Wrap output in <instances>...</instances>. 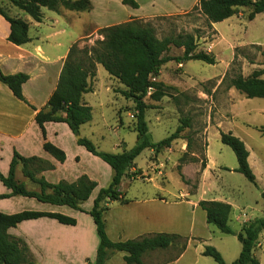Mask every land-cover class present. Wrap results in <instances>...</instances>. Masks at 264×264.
Segmentation results:
<instances>
[{
    "label": "crops",
    "instance_id": "crops-1",
    "mask_svg": "<svg viewBox=\"0 0 264 264\" xmlns=\"http://www.w3.org/2000/svg\"><path fill=\"white\" fill-rule=\"evenodd\" d=\"M90 1L92 8L85 12L68 9L56 12L43 7L42 20L35 21L29 14L12 5L8 0H0V6L10 16L22 18L28 22L30 36V40L22 45L10 42L8 36L11 32V25L0 14V70L4 74L23 72L29 75L28 81L22 87L23 95L28 103L18 99L12 90L0 81V171L4 176L9 174L11 160L14 152L17 151L22 156H39L53 164V169L45 170L39 174L51 183H58L62 180L71 183L80 176L87 175L98 184L90 198L81 205L84 211L65 205L40 202L35 198L21 195L0 199V212L8 214L20 212L26 208L22 206L17 208V203L22 205L23 202L37 201L40 203V210L37 211L60 212L76 218V225H68L60 223L54 218L40 217L22 221L16 227H11L8 230L11 235L25 240L34 257L35 264H87L88 261H95L99 237L96 224L87 212L92 209L99 190L105 183L107 185L111 183L113 177L111 166L89 152L84 146L79 145L78 137L65 122H46L44 127L46 140L64 150L66 160L58 161L43 146L45 138L35 116L39 110L47 106L50 96L56 89L71 46L76 42H80L81 46L92 45L96 39H103L99 30L104 27L127 22L134 18L149 21L156 17L170 16L186 11L189 8L177 0H136L138 7L126 5L122 0ZM188 5L190 4L188 3ZM212 25L217 29V23H212ZM183 52L184 48L180 47V53L174 56H180ZM171 62L176 61L166 62L159 75L154 77L156 80L168 84L167 73L170 69L185 68V61L176 62L177 66H171L174 65L170 64ZM115 82H119L118 79L111 76L101 64H97V74L92 81V91L84 95V101L92 107V119L81 126V136L90 137L88 134H84V131L93 122L95 105L102 108L117 103L118 97L114 91ZM131 102L127 100L124 105ZM128 115L132 117L134 110L129 111ZM120 124L124 125L122 118H120ZM123 127L128 131L136 132L135 124L132 122ZM137 142L138 136L136 144ZM187 145L188 142L185 139L177 138L169 147L158 153L153 148L146 149H149L150 159L152 156H157L160 160L163 155L187 152ZM118 147H123V151L130 149L126 140H122ZM246 147L249 150V163L256 175L257 184L264 189V181L261 184V175L258 174L251 161L252 157L261 158L253 153L248 145ZM2 162L4 166L1 165ZM90 162H94L96 168L89 166ZM153 164L155 165V162ZM19 169L22 172L21 165L18 166L17 172ZM141 169L144 173L147 172L138 165L135 159V166L130 169V172ZM154 170L151 169L148 173V175L151 174V177L147 175L143 180L152 181L156 178ZM125 180H129L128 177H124L122 183ZM156 189L158 190L157 187ZM209 189L212 193L220 195L193 201L189 197L190 193L186 187L179 189L178 194H174L172 198L159 192L144 193L131 199L124 194L122 200L112 201L104 214L106 232L112 241H125L156 233L177 234L181 239L187 238V241L184 242L186 243L184 250L180 248L175 253L177 251L176 243L166 249L151 250L143 255V263L200 264L199 256L203 255L204 248L199 245L205 244L207 240L203 236L197 235L194 229L198 219L204 229L208 228L207 224H209L206 211L199 205L201 200H218L231 204L230 218H234L240 224L239 229L232 228L235 232H239L245 222L253 219L241 210L238 201L225 196L221 189L216 190L214 187ZM8 193H11V189L0 181V194ZM261 211L264 216V208ZM80 216H82L81 219ZM193 245L194 251L190 253ZM259 246H261V241ZM124 255L125 252H116L105 264H127ZM259 260L264 264L261 259Z\"/></svg>",
    "mask_w": 264,
    "mask_h": 264
},
{
    "label": "trees",
    "instance_id": "trees-1",
    "mask_svg": "<svg viewBox=\"0 0 264 264\" xmlns=\"http://www.w3.org/2000/svg\"><path fill=\"white\" fill-rule=\"evenodd\" d=\"M12 5L29 14L35 21H41L42 8L60 12L68 9L78 12L90 11V0H8ZM126 5L138 7L136 0H122ZM250 7L249 19L253 20L257 14L264 12V0H199L195 9L206 16L209 24L224 21L237 12L238 8ZM0 14L11 25L8 40L16 45H22L30 40L29 24L22 18L10 16L0 6ZM103 39H97L92 46H81L80 42L74 43L69 51L62 68L56 89L52 93L47 106L39 110L35 116L36 122L41 127L45 141L44 149L60 162L66 160V153L61 148L46 140V122H65L72 132L78 136L77 142L89 152L100 157L108 163L113 170L111 183L99 190L94 199L92 209L87 212L96 224L99 237L97 255L94 262L87 264H105L116 252H125L124 260L127 264H144L143 255L151 250L166 249L181 237L177 234L156 233L136 239L125 241H112L107 232L104 214L109 209V204L115 200H122L124 193L120 186L124 177L131 180L141 174V170L131 173L135 166V159L146 148H153L156 153L169 147L179 138L183 126L171 135L160 141H154L146 119V111L150 105L145 100L150 92V99L160 100L167 95V85L163 81H154L162 66L171 60L183 62L188 60H201L215 64V56L197 50V40L193 33H179L173 36L159 37L155 26L143 19L134 18L127 22L104 27L99 30ZM182 47L184 52L180 56L169 54L171 48ZM97 64L125 87L122 95L134 104L135 131L138 142L131 149L113 153L99 150L93 141L81 136L80 128L92 119V107L84 101V95L92 91V81L97 74ZM264 71H255L252 75L244 77L239 74L231 79V86L243 93L248 98H264ZM29 79L23 72L4 74L0 70V81L6 84L13 94L20 100L27 102L23 95L22 87ZM264 135V126L259 127ZM221 141L230 146L238 160L237 171L258 187L256 175L249 163V150L245 142L232 132H221ZM21 165L26 178L39 185V190L29 189L24 182L17 178V168ZM54 165L39 157L22 156L14 152L7 176L0 171V181L11 193L0 194V199L21 195L35 198L40 202L54 205H65L73 209L84 211L81 205L87 201L97 182L87 175L80 176L74 182L62 180L51 183L39 174L45 170L53 169ZM259 188V187H258ZM264 200V191L262 192ZM124 200V199H123ZM200 207L206 211L209 224L216 226L225 234L236 235L241 243L239 256L231 263H227L221 253L214 247L206 245L203 255L212 257L218 264H262L255 255V250L260 242V235L264 230V216L245 222L239 232L230 226L232 205L218 200H201ZM86 212V211H85ZM50 217L60 223L76 225L77 220L60 212H45L37 210H23L8 214L0 212V264H35L34 257L28 244L22 238L11 235L8 230L16 227L20 222ZM186 243L182 244L184 250Z\"/></svg>",
    "mask_w": 264,
    "mask_h": 264
},
{
    "label": "rangeland",
    "instance_id": "rangeland-1",
    "mask_svg": "<svg viewBox=\"0 0 264 264\" xmlns=\"http://www.w3.org/2000/svg\"><path fill=\"white\" fill-rule=\"evenodd\" d=\"M177 1L189 8L170 16L150 19L148 22L155 26L158 36L162 38L179 33L195 34L197 50L214 55L216 63L209 64L201 60L185 61L184 69L172 68L167 73L169 83H165L166 96L154 101L150 99L149 94L147 95L145 100L150 107L146 111V119L153 140L160 141L174 133L179 126H183L179 138L188 142L187 152L170 153L163 155L159 160L157 156L149 158V149L143 150L136 158V162L147 171L145 172L147 174L141 169L142 173L137 175L136 179L128 178L129 180H125L120 188L125 196L131 199L152 192L163 193L172 198L174 194H178L179 189L186 187L190 193L189 197L194 201L220 195L212 193L209 189L214 187L216 190L221 189L225 196L238 201L241 210L249 217L253 219L262 217L264 189L259 186L258 188L244 174L237 171L236 154L230 146L221 141L220 134L222 131L234 133L261 158L252 157L251 161L261 175L262 184L264 135L259 131V127L264 126V98H248L231 86V79L239 74L248 77L255 71H264V12L250 20L251 8H238L234 16L217 22L218 26L215 29L212 23L209 24L206 16L195 9L199 0ZM178 53L180 47L175 46L169 52L173 56ZM170 64L177 66L176 62ZM261 77L264 78V73ZM122 88L125 87L115 82L117 103L102 108L95 105L93 122L84 131L101 151L122 152L124 148L118 147L122 140L128 142L130 149L136 145L138 134L123 127L131 122L135 124L136 119L128 115L134 104L131 102L124 105L127 100L121 93ZM120 118L124 122L123 126L120 124ZM1 165L4 166V163ZM89 166L96 168L94 162H90ZM151 169L156 173V178L152 181L143 180ZM148 176L151 177V174ZM17 178L23 180L21 182H27L26 186L31 190L40 189L39 185L24 176L21 169L17 172ZM108 185L105 183L103 187ZM17 205V208L20 206L26 208L23 210H40V203L37 201ZM82 223L84 225L83 221ZM229 223L234 230L240 228L239 222L234 218H230ZM207 226L208 228L204 229L198 219L194 232L207 240L205 244L201 243L199 246L202 248L206 245L214 246L227 263L233 262L239 256L242 247L237 236L225 234L214 225ZM185 241L187 238L175 242L177 244L175 253ZM260 241L261 246H257L255 254L264 262V230ZM193 251L194 245L191 246L190 253ZM199 262L218 264L212 257L205 255L199 256Z\"/></svg>",
    "mask_w": 264,
    "mask_h": 264
},
{
    "label": "built area",
    "instance_id": "built-area-1",
    "mask_svg": "<svg viewBox=\"0 0 264 264\" xmlns=\"http://www.w3.org/2000/svg\"><path fill=\"white\" fill-rule=\"evenodd\" d=\"M153 80L156 81V78L153 77ZM153 90H154V88L151 87V88H150L149 95H150V93H151ZM132 117H134V115H132Z\"/></svg>",
    "mask_w": 264,
    "mask_h": 264
},
{
    "label": "water",
    "instance_id": "water-1",
    "mask_svg": "<svg viewBox=\"0 0 264 264\" xmlns=\"http://www.w3.org/2000/svg\"><path fill=\"white\" fill-rule=\"evenodd\" d=\"M77 137H79V135Z\"/></svg>",
    "mask_w": 264,
    "mask_h": 264
}]
</instances>
